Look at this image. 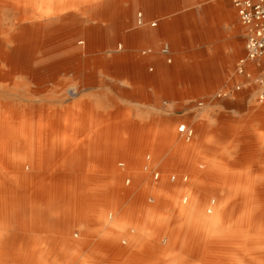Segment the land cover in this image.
Segmentation results:
<instances>
[{
    "label": "rangeland",
    "instance_id": "1",
    "mask_svg": "<svg viewBox=\"0 0 264 264\" xmlns=\"http://www.w3.org/2000/svg\"><path fill=\"white\" fill-rule=\"evenodd\" d=\"M175 1L181 3L184 0ZM188 1L185 4L181 3L170 16L193 11L199 17L197 19L199 25L203 24L202 28H205L210 23L205 7L221 0ZM224 1L233 8L238 23L242 26V30L237 34V38L242 43L238 52H235L232 46H225L218 51L214 44L205 42L204 36L182 31L178 36L180 45H175L170 40H161L159 43L157 54L164 61L168 71L165 78L159 75L160 68L154 63L149 64L147 69L134 65L121 69L127 73L139 72L136 80L116 78L97 69L96 78L88 84H85L80 77L69 82L63 76L49 79L42 84V96H53L51 101L41 100L45 103V114L47 115L50 111L51 104L58 106L64 115L66 112L63 109L73 105L74 119L79 122L75 125L77 130L75 144L56 150L61 158L67 155L77 157V152H81L82 148H88L92 144H140L143 149L139 157L145 160V162L129 163L125 157L118 155L121 150H125L115 148L116 154L112 156L113 159L110 162L99 165L97 162L90 161L89 165L83 164L77 168L79 174L92 176L110 175L109 169L112 168L115 171L114 174L118 176L116 181L113 180L114 191L122 195V199H120L118 210L108 209L105 204L104 208H94L89 211L90 213L87 212L92 219L95 218L94 233L87 237L86 245L78 244L74 240L73 245L65 251L64 257L60 258L56 264H75L74 259L82 254L95 259L96 262L93 264H144L141 262L146 257V252L141 247L146 241L151 242V235L163 248L164 257L189 259L192 257L191 253L176 250L178 247L175 244L178 242H172V237L174 238L177 232L184 231L186 216L184 207L189 206L190 200L200 202L202 206L212 204L216 207L218 186L214 187L208 182L218 179L219 174L223 172L224 175L221 176L232 177L240 182L264 178V99L262 102L260 99L264 90L262 66L264 59L260 60L261 63L253 60L246 63V71L250 74L249 79L246 74L239 73L240 59L246 53V27L239 19L233 0ZM139 12L141 11L136 13L135 21L138 26H141L138 24ZM224 29L228 31L229 37H233L230 26ZM119 44L125 47L124 41L120 40L118 46ZM166 48L167 51H163ZM150 49L151 46H146L141 53ZM191 52H194L195 58H190L193 56ZM218 54L228 56L232 54L235 60L231 63L218 62ZM178 62L181 63L179 68ZM196 64L202 67L192 68ZM194 70L198 75L193 74ZM87 71H95V68L92 67ZM147 75L153 76L157 81L151 84L150 81L148 82ZM237 86L241 88L237 89ZM69 88L77 92L76 96L71 95V100L65 95ZM231 89L237 93L235 100L218 98V94L223 95ZM128 100H134L135 105L130 103L128 105ZM96 111L107 114L95 117L93 114ZM162 120L171 123L169 141H164V132L160 124ZM182 122H188L189 127L194 129V135L189 141L179 132L178 126ZM216 132H218V139L214 136ZM115 133L120 136V140L113 139ZM148 154H151L150 160L147 159ZM120 162H124V166H120ZM230 164L232 167L229 166ZM45 170L47 174L55 173V170L48 168ZM60 171H62L60 168L56 170L57 173ZM155 173L158 174V178H155ZM173 175H176L175 180L171 179ZM128 178L132 179L131 184L124 181ZM157 179L159 181L155 182ZM205 180H208V189L204 188ZM176 184H180L181 189H176L174 187ZM244 184L248 183H242L243 186ZM167 188L180 196L172 197L168 207L156 211V207L161 206L164 199L162 195L169 191ZM246 188L244 187L242 192L251 193L252 190L248 191ZM153 191H156V195L159 194L155 201L151 200L152 197H147ZM184 195L187 197L191 195L187 203H182ZM235 198L238 201L241 200V194L235 195ZM225 202L224 209L228 213L232 200L227 198ZM133 204H138L137 209L130 208ZM87 213L82 215H88ZM214 213L215 208L209 214L214 215ZM124 214H130L135 222L125 221ZM72 217L77 218V215ZM98 221L103 223L105 228L116 227L120 233L125 232L127 227L133 226L135 233L132 243L126 245L125 249L122 248V252L116 254L117 256L104 252L101 250L102 246L98 244L104 240L102 236L107 230L105 228L97 230L94 224ZM72 222L75 224L73 232H78L85 227L88 230L86 221ZM149 223L151 226H156L155 232H152L151 228L140 231V228H145ZM6 233V236H10L13 231L8 230ZM137 234L141 235L140 239L137 238ZM72 237L70 239L73 240L74 237ZM209 240L218 243L216 238L210 237ZM40 243V246L35 247L37 248L36 258L42 259L46 247L44 242ZM5 248L0 245V251ZM198 248L200 257H214V251L204 252L205 240L202 236L194 250ZM129 257L138 258L137 263H123V260ZM114 258L118 263L109 262Z\"/></svg>",
    "mask_w": 264,
    "mask_h": 264
},
{
    "label": "crops",
    "instance_id": "2",
    "mask_svg": "<svg viewBox=\"0 0 264 264\" xmlns=\"http://www.w3.org/2000/svg\"><path fill=\"white\" fill-rule=\"evenodd\" d=\"M188 2V0L181 1L182 4ZM181 3L175 0H53L54 6L56 8L61 6L62 11L52 22H49L51 24L44 26L45 39L50 37H55V39L54 42L45 44L42 47V52H53L58 55V60H54L55 63L49 66L44 65V63L30 65L22 71L12 67L13 71L7 75L2 73L0 67V100L3 98H21L25 99V102L34 103V108L28 107L26 109L27 115L23 120L27 137L24 134L23 136L28 144H10L9 136L12 131L7 128L0 129L8 134L0 140V181L3 185V188H0V245L4 247L25 246L30 245L31 241L47 244L58 239L61 241L64 232L74 229L75 224L72 222L74 220H84L86 226L94 227L95 218L92 219L87 212L92 211L93 206L104 208L105 201L110 195V183L112 180L116 181L118 176L114 174L115 171L112 168L109 169L110 175L103 176L82 175L78 173L77 168H80L83 164L89 165L90 161L97 162L99 165L110 162L113 159L112 156L116 154L114 152L115 148L125 150H118L120 154H117L125 157L129 163L132 161L145 162L142 157H139V153L143 149L140 144H92L88 148H82L81 152H77V157L67 155L61 158L56 150L59 151V149L75 144L77 137L75 125L79 122L74 119L73 105L63 109L66 112L65 115L60 112L56 105L53 118L48 114L46 115L41 107L45 103H42L41 100L51 101L53 96H42L43 86L41 84L59 76L65 77L69 82H72L76 77H80L85 84H88L96 78L97 69H101L102 72L116 78L124 77L127 80H136L140 74L139 72L127 73L121 71V69L130 65L147 69L149 64L154 63L160 68L159 75L165 78L168 71L164 66V61L157 54L159 43L161 40H170L173 44L180 45L178 36L182 31L204 36L205 42L214 44L218 51L225 46H232L235 52H238L241 48L242 43L237 38V34L242 30V26L238 23L236 14L227 1L221 0L205 7V12L208 13L207 18L210 21L205 28H202L203 24L199 25L197 22L199 17L193 11L173 17L170 16L179 8L178 6ZM137 11H141L139 12L138 21L141 26H138L135 21ZM45 21L47 22V17ZM229 26L233 37H229L228 31L224 29V27ZM128 38L129 40L134 39V41L128 43ZM116 40L118 42L120 40L125 41V47L122 44L118 46ZM146 46H151V49L144 51L142 54L141 50ZM193 54L194 52H191V55ZM68 57H71L72 60L63 61ZM190 58L195 57L193 55ZM234 60L235 56L232 54L229 56L218 54V62L231 63ZM180 64L178 62V68ZM92 67L95 68V71H87ZM201 67V65L196 64L192 68ZM204 67L206 66L204 65ZM246 68L245 65L244 70L239 73L246 74L249 79L250 74L247 73ZM193 74L198 75L195 70ZM147 76L149 77L148 82L150 81L151 84L157 81L153 76ZM88 77H90L89 81ZM240 88L241 86H237V89ZM139 91L142 92L141 89ZM76 94L77 92L72 88L65 92L66 97L69 96L70 100L71 95L76 96ZM262 94H264V90ZM236 95L237 93L231 89L230 92L223 95L218 94V98L235 100ZM129 103L135 105L134 100H128L127 104L129 105ZM0 113L2 112L0 111ZM105 114L107 113L96 111L93 115L100 117L105 116ZM26 119L28 120L26 121ZM182 123H186V126L189 127L188 122ZM160 124L164 132V141L166 139L169 141L170 131L168 130H170L171 123L162 120ZM130 128L132 129V127ZM214 136L218 139V132ZM113 139L120 140V136L115 133ZM121 146L127 148H120ZM150 157L151 154H148L147 159ZM19 162L28 165L24 169H20ZM124 164L119 165L124 166ZM146 166V168L149 167ZM229 166L232 167V164ZM46 168L55 170L54 175L53 172L47 174L45 172ZM59 168L62 171L57 173L56 170H59ZM21 175L24 176L26 181L23 180L22 186H18L15 180L20 178ZM128 179H130L129 182ZM128 179L124 181L131 184L132 179ZM256 180L264 187V178ZM232 182L236 184L248 183L252 180L248 179L240 182L232 178ZM150 193L147 197L150 196ZM52 194H54V198ZM19 198L22 204L20 207L15 205ZM79 200L81 204L84 203V208H77ZM48 203H52L54 206L49 207ZM83 213L88 215H82ZM75 214L77 218L72 217ZM80 216L82 219L79 218ZM101 224L104 225L98 221L94 225L100 226ZM150 228L152 232H155L156 226H151L150 223L145 228H140V231L150 230ZM8 230H12L13 234L6 236ZM87 237L85 229H81L73 240L78 244L86 245ZM150 240L151 242L146 241L144 245L142 243L143 247L141 248L146 252V257L141 263L155 264L159 258H167L164 257L163 248L158 245L156 238L151 235ZM108 244L107 241L103 240L98 245L104 248ZM125 247L126 244L122 248ZM52 260L55 263L57 258L53 257ZM126 261L137 263L138 258L129 257L123 260V262ZM95 262L96 260L87 254H82L74 259L75 264H93Z\"/></svg>",
    "mask_w": 264,
    "mask_h": 264
},
{
    "label": "bare ground",
    "instance_id": "3",
    "mask_svg": "<svg viewBox=\"0 0 264 264\" xmlns=\"http://www.w3.org/2000/svg\"><path fill=\"white\" fill-rule=\"evenodd\" d=\"M61 11V6H58L56 8L53 4V0H0V67L3 74H10V72L13 71L12 67L13 69L22 71L25 67L30 65H38L44 63V65L49 66L55 63L54 60H58V55L54 54L53 52H42V47H44V45L49 42H54L55 39V37L45 39L43 30L44 26L46 24H51L49 22H52V20L56 16L60 15ZM46 17L47 22L45 21ZM130 41H134V39L129 40L128 38V43ZM165 51H167V49H165ZM70 60H72L71 57H68L63 61ZM89 78L90 77H88V81ZM67 94L69 95V93ZM49 104H51V102ZM28 107L34 108V103L25 102V99L23 100L21 98H3L0 100V111L2 112L0 113V129L7 128L8 130L12 131L11 135L9 136L10 144H28V142L26 143L24 140V136L26 135L25 127L23 124V120L27 115L26 109ZM41 107L43 110H45V105ZM49 109L50 111L48 112V115L53 118V115L56 111V106L54 104H51L49 105ZM27 120L28 119H26V121ZM6 136H8V134L0 130V140L2 138H5ZM19 163L20 164L18 166L20 169H24L28 165L24 162ZM147 169H149V167ZM222 174L224 175V172L219 174L220 177H218V179L212 180L210 182H208V180H205L203 184L205 189H208L207 182L214 185V187L218 186V205H216V207L212 204L210 206H202L200 202L197 203L195 201H191V195L189 197H187L186 195L182 196V203H187L188 200H190V204L188 207H184V214L186 215L184 222V231L177 232L174 238L172 237V242H178L175 244L176 247H178L176 248V250L182 252H190L192 257H190L189 259L159 258V260L155 264H264L263 184L257 182L256 179H251L252 182H248L247 185L244 184L243 186L242 183H233L231 177L226 178L224 176H221ZM171 179L175 180L176 175H173ZM23 180L26 181L24 176L21 175L20 178L15 180V183L18 186H22L24 182ZM114 181L112 180L110 183V195L109 198L106 199L105 204L108 206V209L110 208L111 210H118L122 195H119L116 193V191H114ZM158 181L159 179H157L156 182ZM1 185L2 182L0 181V188H3V185ZM174 187L176 189H181L180 184H176ZM244 187H247L246 189H248V191L252 190L251 193H243L242 190ZM167 190L169 191L166 192L165 195H162V199H164L161 203V206L156 207L157 209L161 210L163 209V207H168L169 204H171L170 200H172V197L174 198L175 196H180V194L171 191L170 188H167ZM239 194H241V200L238 201L235 198V195ZM52 197L54 198V194H52ZM149 197H152L151 200L155 201L159 197V194L156 195L155 192L152 193ZM227 198L232 200V206L228 207V213L224 209L226 207L225 201ZM15 205L18 207L22 205L20 198L16 201ZM48 205L49 207L54 206V204L52 203H48ZM137 206L138 204H133L130 208H133L134 210L137 209ZM238 206L240 208H238ZM79 207L84 208V203L81 204L80 200L77 208ZM93 208L95 207L93 206L92 209ZM214 208V215H210L209 213H212L214 211ZM112 217L113 214L111 218ZM79 218L82 219L81 216ZM133 218L134 217L132 216L130 217V214H126L124 215L123 219L125 221H133ZM93 228L94 227L89 226L87 230V227H85V231L88 237L94 233ZM95 228L97 230H100L105 228V225L101 224L100 226H96ZM105 229L107 231L105 232V235L102 234L104 235L102 236V238H104V240L109 244L107 247H104L101 250L111 254L112 256H115L116 254L122 252L123 245H130L132 243V240L134 239L133 234L135 233V228L133 226L127 227L125 229V232L121 231V233L119 230H117L116 227L110 229L108 227ZM73 231L74 230L71 229L64 232L61 236V239H63L61 241H59L58 239L57 241H53L52 243H45L44 245L46 247V250H44L42 259H39L38 257L36 258L37 248L35 249V247H38L41 244L37 241H31L30 245L25 246H5L6 248L0 251V264H56L59 262L60 258L64 257L65 251L71 245H73L72 242L74 240L70 238L72 237V235L74 238L75 236H77V232ZM136 236L138 239L140 238V234H137ZM200 236H202L205 240L204 252L207 250L208 252L214 251L213 258H202L199 256V248L196 251L194 250L195 246H197ZM210 237L216 238L218 240V243L216 244L215 242L210 241ZM167 239L169 238L167 237ZM53 257L57 258L55 263L52 260ZM116 261L117 259L114 258L109 262L118 263V261ZM126 263L129 262L126 261Z\"/></svg>",
    "mask_w": 264,
    "mask_h": 264
},
{
    "label": "built area",
    "instance_id": "4",
    "mask_svg": "<svg viewBox=\"0 0 264 264\" xmlns=\"http://www.w3.org/2000/svg\"><path fill=\"white\" fill-rule=\"evenodd\" d=\"M233 4L239 19L246 27V53L239 62V71H243L248 61L260 62L262 58L264 59V0H233ZM262 66L264 69V63ZM260 99L261 101L264 99V94H261ZM178 129L187 141L192 139L194 130L187 127L186 123H181ZM119 164L123 165L124 162ZM157 176L155 173L156 178Z\"/></svg>",
    "mask_w": 264,
    "mask_h": 264
}]
</instances>
